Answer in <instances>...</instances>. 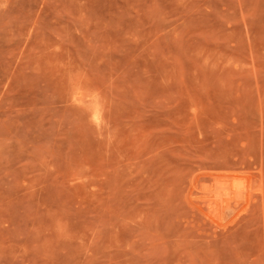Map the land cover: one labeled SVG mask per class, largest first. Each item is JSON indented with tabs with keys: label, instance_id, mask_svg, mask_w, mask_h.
<instances>
[{
	"label": "rangeland",
	"instance_id": "1",
	"mask_svg": "<svg viewBox=\"0 0 264 264\" xmlns=\"http://www.w3.org/2000/svg\"><path fill=\"white\" fill-rule=\"evenodd\" d=\"M0 264H264V0H0Z\"/></svg>",
	"mask_w": 264,
	"mask_h": 264
}]
</instances>
